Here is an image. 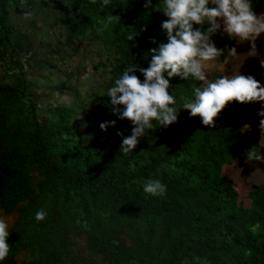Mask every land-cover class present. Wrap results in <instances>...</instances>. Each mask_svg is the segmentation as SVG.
<instances>
[{"label":"trees","instance_id":"16d2710c","mask_svg":"<svg viewBox=\"0 0 264 264\" xmlns=\"http://www.w3.org/2000/svg\"><path fill=\"white\" fill-rule=\"evenodd\" d=\"M144 5L0 0V216L11 233L0 264H264V182L245 206L223 173L251 147L264 153L244 130L246 104L229 103L209 128L181 108L202 83L172 77L177 122L153 121L131 153L120 150L133 125L112 112L107 90L131 64L147 68L149 49L167 43L162 0ZM254 10L264 12V0ZM111 14L120 23L103 28ZM130 27L143 29L134 41ZM251 75L264 85V74ZM54 92L71 103L48 101ZM105 121L116 123L102 131ZM149 180L166 194L145 193ZM40 209L47 216L38 222Z\"/></svg>","mask_w":264,"mask_h":264},{"label":"clouds","instance_id":"9594fccd","mask_svg":"<svg viewBox=\"0 0 264 264\" xmlns=\"http://www.w3.org/2000/svg\"><path fill=\"white\" fill-rule=\"evenodd\" d=\"M110 2L103 0V5L108 6ZM162 3L161 12L167 19L161 28L166 32L167 43L149 49L151 61L147 68L131 64L107 90L112 112L133 125L131 134L123 137L120 150L125 154L131 153L146 130L155 127L153 121L164 128L176 123L181 108L187 110L191 117L198 116L204 126L213 128L215 119L232 102L260 103L256 115L261 117L258 127L261 137H264V85L253 75H243L239 71L248 57L256 58L264 68L258 44L264 35V12H255L254 0H162ZM144 6L151 7L152 0H145ZM30 15L25 13L26 17ZM113 23H120V17L108 15L103 28ZM194 25L200 27L194 28ZM130 28L126 39L134 41L143 29ZM217 34L227 36L237 44L247 42L249 50L238 54L235 45L217 47L212 39ZM218 64L224 67L231 64V69L234 67L235 70L215 80L209 79V71ZM137 71L142 73L143 81L134 74ZM172 77L191 78L202 83V86L193 88L192 99L182 97L181 108L176 107V98L168 91ZM115 123L105 121L99 127L104 131L109 126L114 127ZM244 127L251 130L249 125ZM116 134L123 136L119 131ZM245 158L247 162L264 163V156L256 147L248 149ZM143 191L153 197H163L167 189L161 181L149 180ZM46 216L47 212L40 209L35 219L43 221ZM9 227V219L0 216V261L6 260L11 252Z\"/></svg>","mask_w":264,"mask_h":264},{"label":"rangeland","instance_id":"374dc122","mask_svg":"<svg viewBox=\"0 0 264 264\" xmlns=\"http://www.w3.org/2000/svg\"><path fill=\"white\" fill-rule=\"evenodd\" d=\"M216 46L219 47L220 41L219 39L215 38L213 39ZM259 44V52L261 53L262 58H264V35L260 38L258 41ZM236 48L238 54H244L249 50V44L247 42L243 44H237ZM244 57H241V60H243ZM73 62L72 64H74ZM231 64L226 65L225 67L221 64H218L215 68L211 69L209 71V76L214 73L216 70H219L224 73L231 74L233 69H231ZM86 74L81 77V80L85 83L90 82L88 80V74L92 72L91 66L88 64L86 67ZM240 73L243 75H251V74H264V68L260 67V64L256 58L248 57L244 60L243 64L241 65L239 69ZM42 92H47L43 89H40ZM48 101H52L53 103H71V97L68 94H59V93H52L51 97L47 99ZM261 105L260 103H254V104H246V109L249 115V121L246 125L250 126V131L245 129L244 130L254 137H256L263 145H264V137H261V133L258 127L259 120L261 117H258L256 115L257 110L260 109ZM261 156H264V153L261 154ZM223 173L229 175L233 178L234 181V187L236 188L238 194H239V200L245 205H249L250 199L248 198V191L254 184L262 183L264 182V163L259 162V164H252L247 161L243 160H237L235 163L229 165L223 166Z\"/></svg>","mask_w":264,"mask_h":264}]
</instances>
